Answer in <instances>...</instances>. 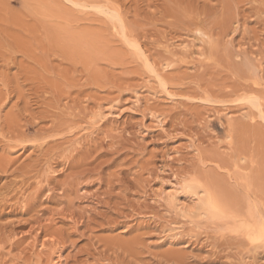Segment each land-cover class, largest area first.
Returning <instances> with one entry per match:
<instances>
[{"label":"rangeland","instance_id":"374dc122","mask_svg":"<svg viewBox=\"0 0 264 264\" xmlns=\"http://www.w3.org/2000/svg\"><path fill=\"white\" fill-rule=\"evenodd\" d=\"M0 264H264V0H0Z\"/></svg>","mask_w":264,"mask_h":264},{"label":"bare ground","instance_id":"6f19581e","mask_svg":"<svg viewBox=\"0 0 264 264\" xmlns=\"http://www.w3.org/2000/svg\"><path fill=\"white\" fill-rule=\"evenodd\" d=\"M115 20H116V18H115ZM139 51H141V49ZM146 65L148 66V64H146ZM156 78H159V77L157 76ZM184 187H180V189L183 190ZM186 187L190 189V193H192V195L196 199V201L187 209L189 212L198 213L200 216H206L208 214L211 215L212 217H223V216H225L224 211L218 207V205L215 203V201L212 199V197L209 196L208 193H203L204 192L203 190L200 191V186H198L196 184L194 185V184L188 183L186 185ZM177 189H179V187ZM177 192H178V190H174L172 193L169 194V198H174V195ZM179 193H181V191ZM182 193H183V191H182ZM237 216L238 215H234V216H228L227 215V218H228V220H231L233 222V220L235 218H237ZM235 222H237L236 223L237 229L245 231L247 233L246 234L247 237H249L252 234L253 226L249 222L242 221V220L235 221Z\"/></svg>","mask_w":264,"mask_h":264}]
</instances>
